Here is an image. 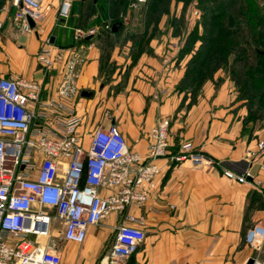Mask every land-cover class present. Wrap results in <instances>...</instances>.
Wrapping results in <instances>:
<instances>
[{"label": "crops", "instance_id": "0c3cea01", "mask_svg": "<svg viewBox=\"0 0 264 264\" xmlns=\"http://www.w3.org/2000/svg\"><path fill=\"white\" fill-rule=\"evenodd\" d=\"M39 1L42 19L35 30L24 33L12 24L15 9L0 0V76L42 79V101H48L57 96L61 67L41 72L36 61L40 47L46 40L56 47L72 46L73 30L87 28L80 27L84 5L79 6L70 25L68 17L59 16L63 0ZM67 1L72 5L86 0ZM123 25L124 30L112 48L104 44L98 33L79 45L84 62L77 80L76 104L84 120L82 133L93 130L96 115L109 107L113 109L111 122L119 128L129 149L142 156L147 152L148 132L159 116L170 119V154L185 142L228 163L242 161L248 151H256L257 142L264 138V126L255 125L243 132L246 110L236 101L227 80L217 89L213 82H206L196 102L186 108L189 96L176 91L183 64L178 68L172 61L169 72L161 73L163 58H172L176 53L171 32L167 29L155 36L149 44L152 53H143L128 68L132 44L126 36L141 34L145 19L128 9ZM163 26L162 20L159 30ZM94 27L98 32L99 27ZM107 60L116 69L106 82ZM219 77L221 71L214 79ZM82 91L93 96L82 97ZM258 161L264 162V155ZM157 164L162 171L156 179V190L144 206H131L122 216L110 214L98 225L89 227L82 245L67 243L57 233L52 235L49 243L62 264H101L114 239V230L121 223L145 234L126 264H246L250 259L264 264V239L255 237L251 243L246 240L254 227L264 228V174L257 167L254 174L260 184L243 185L225 179L218 169L191 168L186 163L171 161L170 156ZM127 215L141 218L142 225L124 220Z\"/></svg>", "mask_w": 264, "mask_h": 264}, {"label": "built area", "instance_id": "2783aa9c", "mask_svg": "<svg viewBox=\"0 0 264 264\" xmlns=\"http://www.w3.org/2000/svg\"><path fill=\"white\" fill-rule=\"evenodd\" d=\"M5 1L15 9L14 27L24 33L36 29L42 19L39 0ZM147 3L132 0L129 9L138 11ZM70 6L63 0L61 18L69 16ZM96 33L95 27L77 28L72 46L56 47L46 40L40 47L36 61L41 72L61 67L55 99L42 101V79L0 76V264H62L49 243L52 235L56 232L63 241L82 245L89 227L110 214L122 216L131 206H144L162 171L157 161L169 156L191 168L218 169L222 177L238 184H260L254 169L264 174V162L258 161L264 155V138L243 161L228 163L196 150L191 142L169 155L167 117L159 116L150 128L144 156L129 149L107 115L104 120L109 123L82 133L84 120L76 104L84 62L79 45ZM172 46L177 50L180 43ZM171 62V57L163 58L162 73ZM124 220L142 225V219L133 215ZM255 237L264 239L263 227L250 230L246 240L251 243ZM144 238L140 229L119 224L101 264H126Z\"/></svg>", "mask_w": 264, "mask_h": 264}, {"label": "trees", "instance_id": "16d2710c", "mask_svg": "<svg viewBox=\"0 0 264 264\" xmlns=\"http://www.w3.org/2000/svg\"><path fill=\"white\" fill-rule=\"evenodd\" d=\"M172 1L186 5L192 0H148L144 31L126 36L132 44L128 68L135 65L143 53H152L150 41L160 33L159 23L164 15L169 14ZM255 2L198 0L200 17L197 28L186 37L178 56L179 61L188 57L183 76L176 86L177 92L189 96L187 108L196 102L206 82H213L216 88L222 83V79L214 81V76L223 70L237 92L236 101L242 102L246 108L242 121L244 133L254 128L256 122L264 123V9H258ZM130 3V0L75 1L67 21L73 25L79 6L84 5L80 27L98 26L97 36L112 48L124 30V16ZM92 17V22L88 23ZM169 23L171 36L178 37L182 24L180 18L174 17ZM106 24L110 29H104ZM113 25H116V31H112ZM113 36H116L115 40ZM115 69L116 66L108 64L107 60L106 82ZM169 155L172 154L169 152Z\"/></svg>", "mask_w": 264, "mask_h": 264}, {"label": "rangeland", "instance_id": "374dc122", "mask_svg": "<svg viewBox=\"0 0 264 264\" xmlns=\"http://www.w3.org/2000/svg\"><path fill=\"white\" fill-rule=\"evenodd\" d=\"M130 1H132V0H130ZM255 1H256L255 2L256 5L258 6V9H262L263 10L264 9V0H255ZM128 9H129V7H128ZM195 11H197V13H194ZM136 12L139 13L141 18L145 19V16H146V13H147V5L145 7H143L142 9L136 11ZM174 17L180 18L182 24H181L180 33L178 34V37H174V40H173L174 43H180V46H179V48L177 50L175 48H173V46H172L173 50L174 49L176 50V53L172 57V61H174L173 64L175 63L177 67L179 66L178 68H180L181 67L180 65L183 64V67L185 69V65H186V62L188 60V57L183 59V60H181V61H179L178 56H179L180 50L182 49V47H183V45L185 43L186 37L189 35V33H191L193 30H196V28H197L196 25H197V22L199 21V17H200V10L198 9V0L189 1L186 5L183 2H173L172 1L169 14L168 15H164L161 18V21L163 20V22H164V26L160 30V32L161 31L162 32H166L167 29H168L169 33L170 32L172 33V28L168 24H170L169 20L174 18ZM172 45H173V43H172ZM161 67H162V63H161ZM173 67H175V65ZM169 70L170 69L166 70V72H164V73L165 74L168 73ZM161 73H162V71H161ZM164 73H162V74H164ZM221 73H222V77H219L218 79H222V82L224 80H227L231 84L235 96H237V92L235 91L232 83L229 81V77H228L227 73L225 71H223V70H221ZM214 81H216V80L214 79ZM240 106H242V102H240ZM242 107H244V106H242ZM186 108H187V106H186ZM245 110H246V108H245ZM106 115L109 117V120L111 121V116L113 115V109H110L109 107H107V108L105 107L101 111V113L98 114V116L96 115L95 124H100L101 122H104L106 124L109 123L108 121L104 120ZM255 125L259 126V127H263L264 123L256 122ZM255 125H254V127H255ZM87 143H88V140L86 139V144ZM238 162H241V161H238ZM238 162H234V163H238Z\"/></svg>", "mask_w": 264, "mask_h": 264}, {"label": "water", "instance_id": "95a60500", "mask_svg": "<svg viewBox=\"0 0 264 264\" xmlns=\"http://www.w3.org/2000/svg\"><path fill=\"white\" fill-rule=\"evenodd\" d=\"M30 26L31 28H34V23L32 21H30ZM116 28H117L116 25H113L112 31H116ZM263 55H264V52H263ZM81 96L85 98H91L93 96V93L88 92V91H82ZM253 262L254 261L250 259L246 264H253Z\"/></svg>", "mask_w": 264, "mask_h": 264}]
</instances>
